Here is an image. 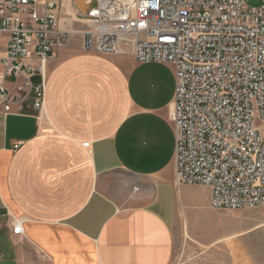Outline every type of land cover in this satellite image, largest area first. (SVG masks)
<instances>
[{"label": "crops", "instance_id": "obj_1", "mask_svg": "<svg viewBox=\"0 0 264 264\" xmlns=\"http://www.w3.org/2000/svg\"><path fill=\"white\" fill-rule=\"evenodd\" d=\"M64 1L44 109L0 105V264H169L179 204H191L175 179L174 67L85 51L76 17L93 4L73 17Z\"/></svg>", "mask_w": 264, "mask_h": 264}, {"label": "built area", "instance_id": "obj_2", "mask_svg": "<svg viewBox=\"0 0 264 264\" xmlns=\"http://www.w3.org/2000/svg\"><path fill=\"white\" fill-rule=\"evenodd\" d=\"M94 0L76 20L82 46L170 63L177 184L209 188L212 209L264 204V0ZM59 0H0V105L44 109V61L69 31ZM38 61L35 63L34 61ZM39 81L33 83L31 76ZM7 77L21 79L8 90ZM88 146V143H83ZM13 233H20L15 219Z\"/></svg>", "mask_w": 264, "mask_h": 264}, {"label": "rangeland", "instance_id": "obj_3", "mask_svg": "<svg viewBox=\"0 0 264 264\" xmlns=\"http://www.w3.org/2000/svg\"><path fill=\"white\" fill-rule=\"evenodd\" d=\"M81 0L64 1L73 17ZM94 4V0H91ZM261 0H247L248 6ZM208 187L190 185L191 204L178 207L169 264H264V204L254 208L212 209Z\"/></svg>", "mask_w": 264, "mask_h": 264}, {"label": "bare ground", "instance_id": "obj_4", "mask_svg": "<svg viewBox=\"0 0 264 264\" xmlns=\"http://www.w3.org/2000/svg\"><path fill=\"white\" fill-rule=\"evenodd\" d=\"M67 2L69 3V0H67Z\"/></svg>", "mask_w": 264, "mask_h": 264}]
</instances>
